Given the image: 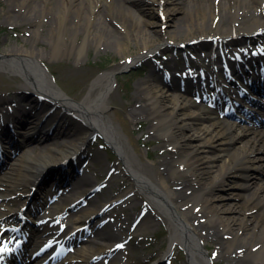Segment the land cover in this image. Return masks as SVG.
<instances>
[{
  "label": "bare ground",
  "instance_id": "6f19581e",
  "mask_svg": "<svg viewBox=\"0 0 264 264\" xmlns=\"http://www.w3.org/2000/svg\"><path fill=\"white\" fill-rule=\"evenodd\" d=\"M22 1L26 2V0ZM174 1L143 0L140 4L141 8H144L142 10L150 15L145 18L144 14L142 15L138 10H132L122 1L119 2L120 9L131 10L130 12L138 21L136 27H133L126 19H121V26L127 32L128 37H135L136 43L141 46L142 50L135 56H131V61L126 62L124 67L131 66L133 62L151 54L157 48L169 46V42L161 41L165 35L160 30L157 35H154L148 28L161 23L158 17L159 11H162L165 16L167 14L169 16L170 11L176 10V8H171ZM190 2L188 12H192L190 7L196 4L199 10L198 14L190 19L175 22L178 30L185 29L187 33H191V37H188L187 40L200 37L197 44L211 47L213 46L212 41L207 40L209 36H217V39L220 38L224 44L254 41L257 44L255 46L262 49L264 54V44L259 43V39L264 36V3H262L264 0H190ZM58 3L59 5L56 3L52 7H48L49 0L41 2V6H43L42 15L44 10H47L49 14L55 12L59 19L58 27H62L66 23L69 13L74 11L80 17L79 20L83 22L84 28L91 26L96 15L91 4L94 6L100 3L104 4L103 0H58ZM104 5L107 7V3ZM216 6L219 7L220 14H223L217 23L214 22V18L219 14ZM258 7L263 8V14L254 12ZM247 9L250 16L241 20L239 18L241 10L245 12ZM106 10L109 12V7ZM100 17H104V14ZM97 21L102 23V19L98 18ZM103 23L106 25H104L105 28L110 27L108 22L103 21ZM58 30L59 32L55 35L54 50H59L66 41L65 36L67 35H65L64 30H60V28ZM194 31L199 34L195 35ZM258 31H261V34L253 35ZM89 32H84L86 40L92 37V40L98 42L105 36L103 29L96 30L95 34ZM117 33L114 35L120 37ZM78 34L79 30L76 28L68 32L69 37H76ZM173 46L171 45V47ZM242 46L245 47V45ZM234 50V53L242 56L243 59L235 58L233 64L232 62L228 64L227 69L233 70V75L239 80L242 77L252 79L257 76L258 73L244 69L247 64L242 62L245 60L247 62L250 59L245 51L238 47ZM39 60L40 57L35 56L29 47L0 51V65L6 66L10 72L23 73L27 78L23 87L24 92L29 90L31 94L33 92L38 94L35 98L29 95V101L34 104L31 110L23 103L13 106L12 112H9L8 107H6V111L0 109V131L5 129L6 123L23 124L19 127L16 125V134L24 138L23 142L28 145L21 154L7 163V170L0 172V216H6L5 219L11 221L7 230L9 238L0 241V264H21L22 260L24 263L26 262L25 264L31 262V264H40L46 258H49L47 262H50L55 258L52 253L55 250L47 253L41 260L34 261L31 257L38 249L46 247L49 242V239L46 238V232L55 229L56 232H59L57 233L59 235H57L58 243L64 244L66 237L73 230L82 228L88 219L93 220L94 215L100 211L102 206L97 208L94 203H91L75 214L74 225L71 224L68 226L69 228L47 224L38 228L31 226L27 222L28 220L22 226L20 224L26 218V214L29 217L32 215V218L39 222L47 219L51 214L59 216V211L51 212L49 210L51 206H48V202L45 204V201H39L34 206L37 208H34L33 204L24 208V204L30 202L28 194L24 196L23 202L18 203L15 208L12 209L9 204L13 194H22L26 191L25 187H32L37 184L40 176L49 168L62 164L63 161L71 159L73 155L76 156L75 160L79 165L81 155L88 150L89 137L93 134H100L118 153L121 159L118 166L122 172L126 171L130 174L133 180V188L145 192L151 203L168 217L170 246L176 243L183 245L188 252L189 264H213L212 258L206 251L208 245L206 240L210 237L216 241V247L220 250L231 249L234 238H238L239 244L234 249L237 255L240 254L236 260L237 264H264V181L256 179L255 181L258 182L252 183L251 191L245 196L247 205L244 210L241 209V201L235 202L228 208L231 214L221 216L218 209L215 208L216 206L212 204L213 189L216 190V187L224 185L231 178L232 187L238 191L249 185V182L254 179L253 176L264 167L263 120L258 124L253 116H249L245 120L228 117L220 119L210 108L204 105L197 107L191 94L193 88H190L188 92L179 91V80L174 84L177 91L173 93L167 88L166 83L158 84L162 87L155 86L151 81L156 82V79L147 78L145 80L144 100L147 102L148 108L145 110L153 115L152 126L156 133L161 135L166 140V145H171L176 152L177 157L174 161L177 167L175 168L183 169L188 175L187 178L176 183L192 190L191 193L186 194L179 188H173L162 172H159V176L156 178H152L145 170L144 163L140 162L137 156L131 152L128 143L113 122L108 113V106L109 95L116 81L114 69L95 79L88 94L81 100H76L68 97L60 90L57 83L49 77L48 71L41 67ZM250 66L254 69L253 64ZM226 75L230 78L229 74ZM226 75L214 72L215 78L213 77V79H216L217 85L223 86L226 94L231 96V94H236L237 90L236 87L228 89L225 86L229 83ZM241 85L246 87L244 83ZM221 94L224 93L221 92ZM38 96H42L47 102L39 104L37 102ZM257 106L258 104L252 105V108ZM51 107H55V110L44 119V114ZM43 110L45 111L43 112ZM263 112L260 111V114L264 117ZM6 115L9 121H2L1 119H4ZM241 117L243 118L242 115ZM22 118L25 119L22 120ZM50 126L54 127L51 129ZM62 135H67L71 139L63 140ZM50 136H55V138H52L48 143H41V139ZM34 137L38 138L39 144L30 145ZM218 147L222 148L221 152L214 153ZM214 167L216 169L213 171V176H209V183L203 182L205 173H210ZM171 173L172 175L176 174V170L173 168ZM83 176L77 178L78 181L81 179V186L78 185V181L75 182V179L70 188L65 189L64 193H69L67 196L64 195L67 204L71 202V196L82 197L87 192V188L83 186L89 185L90 178L86 175ZM53 183L55 184V182ZM39 191L43 195L44 191L50 190L47 188L44 191L39 189ZM196 205L202 207L203 215L210 218L211 223L199 222L196 224L194 222L197 216L190 213V208ZM260 205L262 206L257 216L251 211ZM48 210L50 215L47 214ZM241 212L244 216L240 215ZM149 220L153 219L144 217L142 226L146 225ZM249 221H252L253 228L248 229ZM214 222H218V224ZM234 225L237 226L236 231H234ZM204 226H208L209 228H207L211 230V233L202 234L201 228ZM243 229H253V231L245 232L243 235L239 234V231ZM221 232L232 233V236L223 238ZM98 234L100 235L99 238L104 239L105 242L93 239L86 240L77 251H74L69 258L64 260L67 262L63 261V264H83L93 256L105 254L111 250L116 244L111 241L114 237L109 232L105 233L102 230ZM87 241L92 242V244L89 245ZM8 246L13 249L10 253L3 250L4 247L7 248ZM238 247L244 249L239 251ZM115 264L118 263L115 262Z\"/></svg>",
  "mask_w": 264,
  "mask_h": 264
},
{
  "label": "rangeland",
  "instance_id": "374dc122",
  "mask_svg": "<svg viewBox=\"0 0 264 264\" xmlns=\"http://www.w3.org/2000/svg\"><path fill=\"white\" fill-rule=\"evenodd\" d=\"M43 1L0 0V50L10 51L20 47L31 48L35 56L40 57L49 66L56 81H58L67 96L81 100L88 94L92 83L100 74L113 69H121L131 56H135L142 51L141 46L136 43L135 37H128L127 32L121 26V19H126L133 27H136L138 21L130 12L131 10L129 11L127 8H124V11L121 10L119 2L122 1L132 10H138L142 15L144 14L145 18L150 15L142 10L144 8H141L140 4L143 0H103L104 4L107 3V7L102 3L95 6L90 3L96 15L88 28L82 26L83 22L79 20L80 17L74 11L69 13L66 23L62 27H58L59 19L55 12L49 14L47 10H44L42 15L43 6H41V2ZM56 3L59 5L58 0H49L47 6L52 7ZM190 3V0H175L171 8H176V10L170 11L169 16L168 14L165 16L162 11H159L158 17L161 23H157L155 27L149 26L148 29L154 35H157L160 30L165 35L163 36L165 39L163 38L161 41L169 42V46L158 48L152 54H147L136 61V66L130 68L128 73H116L117 83L110 92L108 109L109 115L128 143L131 152L137 156L140 162L144 163L147 173L152 178H156V176H159L158 173L162 172L173 188H179L180 191L186 194L191 193L192 190L176 183L187 178L188 175L183 169L178 170V168H175L177 167L174 161L177 157L176 152L171 145H166V140L154 130L152 126L153 115L145 110V108H148V104L144 100V92L147 78H150V80L155 78L156 82L151 81V83L160 86L158 84L164 81L165 71H178L184 66V50L179 52L177 47H180L182 42H187V38L191 37V33H187L185 29L178 30L175 22L190 19L198 14L199 10L196 4L190 7L192 12H188ZM108 7L109 12L106 10ZM216 10L219 12L218 6H216ZM257 10L254 12L260 15L264 13L261 7H258ZM248 11V9L245 12L241 10L239 18L241 20L248 18L250 16ZM102 14H104V17L101 18L100 15ZM221 14L219 12L214 18V22L219 21ZM98 18L102 19V23L97 21ZM103 21L108 22L110 27L105 28L106 25ZM237 23L239 22L237 21ZM59 28L64 30L65 35H67L65 36L66 41L59 50H54L55 35L59 32ZM75 28L79 30V34L76 37H69L68 32ZM100 29L105 30V36L101 38V41L95 42L92 37L85 39L84 32L90 31L89 33L95 34V31ZM116 32L119 33L120 37L114 35ZM194 32L195 35L199 34L197 31ZM171 45H174V47H171ZM184 48L198 53V59L207 65L208 55L205 46L193 44ZM175 49L179 52L178 54ZM224 49L228 50L227 48ZM175 56L174 60H170ZM24 83L25 80L20 75H11L0 70V97L14 100V102L19 101L21 96L24 97L21 93ZM221 118L223 117L221 116ZM62 137H64L63 140L71 139L67 135H62ZM90 150V161L83 173L84 176L90 178L89 185L83 186L87 188V192L84 194L85 198L80 200L79 196H71V202L67 204L65 198L69 193H64L53 204L54 209L62 214L59 217V225L70 226L71 224L74 225L75 214L81 208L88 207L91 203H94L98 208L106 201L112 202L104 211L99 212L93 220L88 219L84 227L85 231H79L73 235L76 242L86 233H88L86 235L88 240L105 242L104 239L99 238L98 232L102 230L105 233L109 232L114 237L111 241H116L117 245L114 251L108 250L105 254L94 256L83 264H115V262L118 264H155L158 259L163 261L160 264H189L187 252L180 245L176 246L171 255L162 256L169 245L168 217L151 203L145 192L134 190L133 180L127 174H124L118 166L121 162L118 153L110 149L104 139L100 137L93 139ZM221 150L222 148L218 147L214 153H220ZM14 152L16 153L15 150ZM173 168L176 170L174 175L171 173ZM215 169L216 167L211 172L209 171L210 173H205L203 182L209 183V176H213ZM55 176L56 179H50V184H53L57 179L59 186L65 182V177L61 174L56 173ZM253 177L254 179L249 182V185L238 191L232 187L231 178L224 185L212 190L214 196L212 204L218 209L219 215H230L229 206L239 201H241V209L244 210L247 205L245 196L251 191L252 183L258 182L255 181L256 179L264 181V167ZM78 179L76 178V183ZM78 185H82L81 179L78 181ZM46 188L50 190V193L53 192V185L46 186ZM91 188H93V191L90 192ZM25 189L29 190V187L27 186ZM89 192L90 196L86 197ZM65 194L66 196H64ZM21 196L17 195L11 198L12 201L9 204L12 209L18 203L23 202L24 197L21 198ZM125 196H127L126 201L115 203L116 199ZM75 202H79V204L75 205ZM68 206L74 208L66 211L65 209ZM261 206L254 207L251 212L258 216ZM190 213L197 216L194 221L196 224L199 222L211 223V219L203 215L204 212L200 205L191 207ZM240 215L242 216L243 213L241 212ZM136 216L149 217L153 220H149L146 225L134 232L135 225L132 221L135 220ZM3 222L11 224V221L3 219L0 222V232L3 230ZM248 224H250L248 229L253 228L252 221H249ZM236 225H234V231L237 230ZM207 227L201 228L202 234L211 233V230ZM248 229L240 230L239 234L243 235L245 232L253 231V229ZM255 230L257 231V229ZM221 235L223 238H228L232 236V233L221 232ZM5 237L6 235H2L1 239ZM87 242L89 245L92 244V242ZM206 242L213 264H237L236 260L240 254L237 255L234 249L239 244L238 238H234L232 248L226 250L218 249L216 241L212 240L211 237ZM72 248L65 252L64 258L57 259L54 264L61 263L63 259L66 260ZM242 249L244 248L238 247L239 251Z\"/></svg>",
  "mask_w": 264,
  "mask_h": 264
},
{
  "label": "water",
  "instance_id": "95a60500",
  "mask_svg": "<svg viewBox=\"0 0 264 264\" xmlns=\"http://www.w3.org/2000/svg\"><path fill=\"white\" fill-rule=\"evenodd\" d=\"M39 64H40V62H39ZM41 65V67H43V69L45 70H47L48 71V69L45 67V66H42V64H40ZM19 74H21V75H24L23 73H21V72H18ZM49 73V72H48ZM51 76V78H52V75H50ZM28 94L29 95H33V94H31V92H28ZM79 171V170H78ZM50 183V179H48L47 177H46V175H45V177L43 178V181L41 182V184H40V186H42V185H48Z\"/></svg>",
  "mask_w": 264,
  "mask_h": 264
}]
</instances>
